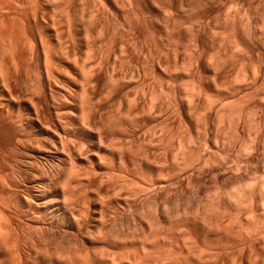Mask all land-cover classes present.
I'll return each mask as SVG.
<instances>
[{
  "label": "bare ground",
  "instance_id": "1",
  "mask_svg": "<svg viewBox=\"0 0 264 264\" xmlns=\"http://www.w3.org/2000/svg\"><path fill=\"white\" fill-rule=\"evenodd\" d=\"M49 1L0 0V132L6 139L0 156V264H264L261 227L242 215L246 204L249 211L264 209L262 174L254 184L255 176L239 182L236 200L196 198L184 205L186 184L201 185L212 157L197 149V158L193 131L191 136L186 131L192 140L183 134L186 119L194 126L192 114L206 91L204 83L193 84L203 58L200 39L191 44L195 54L189 57L196 72L191 73V65L187 71L192 75L185 68L181 72L192 80L187 102L179 88L171 90L169 104L157 91L171 77L165 42L181 19L183 1L87 0L86 5L97 7L99 19L83 5L90 14L85 22L76 0H63L60 6L54 1L63 8V23L59 21L65 30L53 13L47 14ZM167 8L172 18L165 14ZM113 15H121L116 24ZM110 16L115 18L111 23L120 25L113 26L118 34L108 33ZM96 26L100 30L94 32ZM112 60L119 71H109ZM130 64L135 67L127 73ZM154 122L163 132L158 143L148 130ZM251 144L245 151H252ZM109 242L116 251L106 249V254L103 246Z\"/></svg>",
  "mask_w": 264,
  "mask_h": 264
},
{
  "label": "rangeland",
  "instance_id": "2",
  "mask_svg": "<svg viewBox=\"0 0 264 264\" xmlns=\"http://www.w3.org/2000/svg\"><path fill=\"white\" fill-rule=\"evenodd\" d=\"M49 1V0H48ZM52 1V0H50ZM49 1V2H50ZM57 1V4L59 6L62 5V1L63 0H53L52 2H50L52 7H48V13L49 14L51 12V14L49 15H53L56 19V21L58 20V22L62 21V15L63 12L60 13V11L62 9L58 6H56L55 2ZM61 1V2H59ZM183 1V2H182ZM192 1V3H191ZM181 0V8H183V10L181 9V19H179L178 25L176 27V29L173 30H168L169 33L167 34V38L168 39L170 36V39H168L165 42V49L167 48V50H165L166 53V58H167V64L166 66H168L167 69V73H169V75L171 77L166 78L165 80V84H163L161 87H159V89H157L160 97L163 98V102H165L166 104H169V102L171 101V98L173 97V94L171 92V90L174 88H179L181 90L182 93V98L185 101V97L186 100L188 99L186 96V93H189V89L190 86L192 85V80L191 78L189 79V81L191 82V84L189 83V81L187 80L186 77H188L189 74L191 73H195V64H193V62L191 61V59L189 57H191V55L195 54V49H194V42L196 41L195 38L200 39L199 41L203 44L201 46V49H199L198 51L200 52V57L203 56V58L200 59L201 62H199L200 64L198 65V70L196 72V82H194L193 84H197L198 85H203L205 87L202 88H206L205 92L202 94H200V98L198 100V110L195 114H192V119L194 121V126L192 127L191 125H188L187 123V119L185 120L186 123H184L183 126V130H185L183 132L184 137L187 138V136H191V138H194L192 141L194 142L196 145H194L192 142L191 145L193 144V146H196L197 148H194V152L195 150H199L200 149L202 151H200L202 154L201 155H205L209 161L211 162L209 165V169L205 170L206 171V175L205 177H202V183L200 182L201 185H199V182L193 183L192 186H194L195 188V184H197L196 186V191L194 192V188L190 187L191 185H187L185 186L184 191L185 195L183 193V201H184V205L186 206V204L191 203L193 204V200L194 202L196 201V198L199 199V201H206L209 198V201L211 202H215V200H217L216 198H222L224 199L225 197H228L229 199L234 198L235 195L238 196L236 194V192L238 193L239 188L237 187V185L240 183H243L245 180V182H250V180L254 177V180L251 181L250 183L256 182L261 180L260 174H262L261 176L263 177L262 180L264 182V167L262 166V164H264V0ZM197 1V3H196ZM200 1L201 4H200ZM215 1V2H214ZM74 2H77L76 4L80 5L78 8L81 11H79L78 14L84 16L83 14L85 13L86 17H79L83 18L82 20H84L83 22H85V20L88 18V16L93 13L94 15L97 14V18L96 16H94L96 19H99L98 17V13H97V7L94 8V6L91 5H86L89 4L87 2V0H76ZM171 2V0H170ZM191 3V4H190ZM82 4V5H81ZM183 4V7H182ZM195 4V6H193ZM200 4V5H199ZM203 4V5H202ZM206 4V5H205ZM85 6V10L90 11V14H88L85 10L83 12L82 7L81 6ZM200 8H196L199 7ZM54 6V7H53ZM56 6V7H55ZM193 8H192V7ZM203 6V7H202ZM88 7H91L88 10ZM205 7V8H204ZM50 8L53 9L52 11H50ZM169 8V7H168ZM165 9V14L167 15V17H171L170 15L173 16V13L171 12V9ZM186 8V9H184ZM191 8V9H190ZM196 8V10H195ZM84 9V8H83ZM95 9V10H93ZM46 10V12H47ZM169 10V11H168ZM186 10V11H185ZM188 10V11H187ZM59 13H58V12ZM63 11V10H62ZM94 11V12H93ZM99 11V10H98ZM200 11V12H199ZM203 11V12H202ZM257 11V12H256ZM83 12V13H82ZM171 12V14H170ZM192 12V13H190ZM53 13V14H52ZM57 13V15H56ZM88 15H87V14ZM196 13V14H195ZM169 14V15H168ZM186 14V15H185ZM192 14V15H191ZM61 15L60 17H57ZM194 15V16H193ZM199 15V16H197ZM92 16V14L90 15ZM89 16V18H90ZM116 16V20L114 17ZM108 17L107 19L109 20V22H107L109 25L106 26L110 27L108 28V33L112 34L114 30H118V28L114 25V23L116 24L118 21H120L121 19V15H113ZM120 16V17H119ZM187 16V17H186ZM168 17V18H169ZM183 17V18H182ZM190 17V18H189ZM236 17V18H235ZM61 18V19H60ZM86 18V19H85ZM88 18V19H89ZM119 18V19H118ZM172 18V17H171ZM185 18V21H184ZM226 18V19H225ZM229 18V19H228ZM60 19V21H59ZM87 19V20H88ZM111 19V20H110ZM115 20L116 22H114L113 20ZM249 19V20H248ZM81 20V19H80ZM81 20V21H82ZM118 20V21H117ZM188 20V21H187ZM251 20V21H250ZM114 22V23H111ZM181 21L183 23H181ZM193 21H197L195 23H193ZM203 21V22H202ZM246 21V22H245ZM188 22V23H186ZM192 22V23H191ZM61 22L59 24L58 27L60 29H64L65 30V24H62ZM228 23V24H226ZM249 23V24H248ZM113 24V25H112ZM195 26H194V25ZM198 24V25H197ZM246 24V25H245ZM253 24V25H251ZM181 25V26H180ZM190 25V27H189ZM193 25V26H192ZM243 25V26H242ZM61 26V27H60ZM114 26V27H113ZM207 26V27H206ZM250 30H249V27ZM64 27V28H62ZM120 28V25L117 26ZM192 27L194 29H192ZM86 28V27H84ZM82 28V29H84ZM100 30L99 26H96V28L94 27L93 29H95L94 32H97L96 30L98 29ZM111 28V29H110ZM189 28V30H188ZM191 28V29H190ZM252 28V29H251ZM256 28V29H255ZM98 30V31H99ZM112 33H111V31ZM114 31V33L118 34L119 32ZM196 30V31H195ZM205 30V31H204ZM119 31V30H118ZM194 31L196 32L195 34ZM199 31V32H198ZM246 31V32H245ZM257 33H256V32ZM190 32V33H188ZM193 32V33H192ZM176 33V34H174ZM192 33V35L194 36V38L190 36V34ZM173 34V35H172ZM189 34V36H188ZM250 34V35H249ZM63 35H66L63 34ZM196 35V36H195ZM199 36V37H197ZM254 36V37H253ZM181 37V38H180ZM190 37V38H189ZM238 37V40H237ZM175 38V39H174ZM236 38V39H235ZM257 38V39H256ZM189 39V40H188ZM193 39V40H192ZM242 41H241V40ZM202 40V41H201ZM245 40V41H244ZM192 41V42H191ZM194 41V42H193ZM244 41V42H243ZM172 42V43H171ZM240 43V44H239ZM242 43V45H241ZM244 43V44H243ZM248 43V44H247ZM180 44V45H179ZM194 44V46L192 45ZM239 44V45H238ZM254 44V45H253ZM185 45V46H184ZM227 45V46H226ZM254 46V47H253ZM203 47V48H202ZM232 47V48H231ZM237 47H243V49L241 50L240 48ZM245 47V48H244ZM196 48V47H195ZM247 48V49H246ZM194 49V50H193ZM193 50V51H192ZM219 50V51H218ZM232 50V51H231ZM240 50V51H239ZM192 51V52H191ZM204 51V52H203ZM218 51V52H217ZM246 51V52H245ZM194 52V53H193ZM203 53V54H202ZM168 54V55H167ZM190 54V55H189ZM245 54V55H244ZM192 55V57H193ZM202 55V56H201ZM205 55V56H204ZM229 55V56H228ZM236 55V56H235ZM169 56V57H168ZM244 56V57H243ZM175 57V58H174ZM177 57V58H176ZM242 57V58H241ZM170 58V59H169ZM177 59V60H176ZM185 59V64L183 63ZM190 59V60H189ZM177 63H176V61ZM214 60V61H213ZM259 60V61H258ZM174 61V62H173ZM113 60L111 61L112 64V69L111 66H109V71L112 72V70H114L115 72L119 71L115 69L117 68L116 65H118L117 63L114 64L112 63ZM171 62V64L169 63ZM189 62V64L187 63ZM192 62V64H190ZM205 62V63H204ZM209 63V64H208ZM213 63V65H212ZM231 63V64H230ZM109 63V65H111ZM176 64V66H175ZM183 64V65H181ZM215 64V65H214ZM218 64V65H217ZM172 65V66H170ZM178 65V66H177ZM191 65V67L193 66V68H191L192 70H190L189 66ZM209 65V66H208ZM221 65V66H220ZM247 65V66H246ZM253 65V66H252ZM119 66V65H118ZM132 66V68L134 69L135 65L130 64L129 66V70L126 67V72L130 73L132 71V68H130ZM134 66V67H133ZM185 66V67H184ZM244 66V67H243ZM258 66V67H257ZM261 66V67H260ZM176 67V68H175ZM179 67V68H178ZM114 68V69H113ZM184 68L189 71H192L191 73H189V71H187V76H186V71L183 72L181 74L182 71H184ZM259 68V69H257ZM111 69V70H110ZM123 70H125V68H122ZM120 69V71L122 70ZM131 69V71H130ZM252 69V70H251ZM117 70V71H116ZM202 70V72H200ZM221 70V72H220ZM245 70V71H244ZM246 70H248L246 72ZM177 71V72H176ZM180 73H179V72ZM239 71V72H238ZM254 71V73H253ZM256 71V72H255ZM215 72V73H214ZM238 72V73H237ZM241 72V73H240ZM248 74L250 76H248V78L246 79L244 76H242V74ZM249 72V73H248ZM178 73V74H176ZM217 73V75H216ZM213 74V75H212ZM215 74V75H214ZM255 74V75H254ZM182 75V76H181ZM192 75V74H191ZM190 75V76H191ZM212 77H211V76ZM229 75V76H228ZM240 75V76H239ZM258 77H257V76ZM181 76V77H180ZM200 76V78H199ZM218 76V77H217ZM227 76V77H226ZM255 78H254V77ZM177 77V78H176ZM179 77V78H178ZM243 77V78H242ZM251 77V78H250ZM171 78V79H170ZM189 78V77H188ZM200 79L199 81H202L201 84L197 79ZM215 78V79H214ZM217 78V79H216ZM242 79V80H241ZM245 79V81H244ZM256 79V80H255ZM256 82H255V81ZM258 80V81H257ZM198 81V82H197ZM208 81V82H207ZM214 81V82H213ZM216 81V82H215ZM234 81V82H233ZM251 81V82H250ZM238 82V83H237ZM250 82V83H248ZM187 83V84H186ZM208 83V84H207ZM213 83V84H212ZM223 83V84H222ZM243 83V84H242ZM254 83V84H253ZM170 84V85H169ZM218 84V85H216ZM250 84V85H249ZM253 84V85H252ZM188 85H190L188 87ZM202 85V86H203ZM243 85V86H242ZM248 85V87L246 88V86ZM230 86V87H229ZM242 86V87H241ZM192 87V86H191ZM250 87V89H249ZM260 87V88H259ZM262 87V88H261ZM30 88V87H25V89ZM165 88V89H164ZM184 88V90H183ZM186 88V90H185ZM242 88V90L240 89ZM246 90H245V89ZM254 88V89H253ZM164 91H163V90ZM168 89V90H167ZM208 89V90H207ZM29 90V89H27ZM173 89V93H174ZM240 90V91H239ZM185 91V93H184ZM187 91V92H186ZM204 91V90H203ZM162 92V93H160ZM166 93V94H165ZM231 93V94H230ZM235 93V94H234ZM240 93V94H239ZM252 93V94H251ZM162 94V95H161ZM172 94V95H171ZM205 94V96H204ZM209 94V95H208ZM238 94V95H237ZM234 95V96H233ZM244 95V96H243ZM251 95V96H250ZM209 96V97H208ZM231 98H229V97ZM234 98H233V97ZM171 97V98H170ZM248 97V98H247ZM166 98V99H165ZM202 98V99H201ZM205 98V100H204ZM209 98V99H208ZM226 98V99H225ZM235 99V100H234ZM237 99V100H236ZM204 100V101H203ZM241 102H240V101ZM247 100V101H246ZM168 101V102H167ZM201 101V102H199ZM187 102V101H185ZM206 102H208L206 104ZM216 102V103H215ZM235 103V104H234ZM203 104V105H202ZM210 104V105H209ZM212 104V105H211ZM215 104V105H214ZM217 104V105H216ZM234 104V105H233ZM240 104V105H239ZM244 104V105H243ZM207 105V106H206ZM211 109H209L210 107ZM215 106V107H214ZM206 107V108H205ZM209 107V108H208ZM224 107V108H223ZM238 107V108H237ZM234 108V109H233ZM203 109H207V111H203ZM222 109V110H221ZM169 110V108L167 109V111ZM232 110V111H231ZM200 111V112H199ZM202 111V112H201ZM210 111V112H209ZM227 113H226V112ZM236 111V112H235ZM242 111V113L240 112ZM258 112V113H257ZM205 113V114H204ZM240 113V114H239ZM253 113V114H252ZM256 113V114H255ZM170 114V115H169ZM237 114L239 116L242 115L241 119L239 120V118L237 117ZM168 118H170L167 121V130H170L169 127H172L171 124L172 123V114L169 112H167ZM194 115V116H193ZM207 115V116H206ZM172 118H171V117ZM200 116V117H199ZM203 118H202V117ZM236 117V118H235ZM196 118V119H195ZM199 118V119H198ZM219 118V119H217ZM235 118V119H234ZM203 119V120H202ZM207 119V120H206ZM238 119V120H237ZM206 120V121H205ZM245 120V121H244ZM204 121V122H203ZM235 121V122H234ZM240 121V122H239ZM174 122V121H173ZM205 122L207 124H205ZM214 122V123H213ZM229 122V123H228ZM234 122V123H233ZM198 123H199V128H198ZM218 123V124H217ZM224 123V124H222ZM232 123V124H230ZM255 123V124H254ZM209 124V126H208ZM220 124V125H219ZM175 124H173L174 126ZM188 125V126H186ZM231 125V126H230ZM238 127H236V126ZM155 126V127H154ZM191 126V129H190ZM207 126V127H206ZM235 126V127H234ZM159 126L156 125V122H154V124H151V128H149V133L151 132V136L154 138L155 142H157L160 137H162L163 132H162V128L161 126L158 128ZM190 131H189V129ZM227 127V128H226ZM154 128V129H153ZM158 128V130L156 129ZM174 130V127H172ZM172 128L170 131H168L169 135H172ZM187 128V129H186ZM230 128V129H229ZM206 129V130H204ZM255 129V131H254ZM257 129V130H256ZM188 130L189 134L187 135L188 132H186ZM191 130L193 131V133L191 132ZM195 130V131H194ZM208 130V131H207ZM175 131V130H174ZM173 131V133H174ZM162 132V133H161ZM192 134H191V133ZM199 132V133H198ZM207 132V133H206ZM233 132V133H232ZM156 133V134H155ZM161 133V134H160ZM171 133V134H170ZM222 133V134H221ZM227 133V134H226ZM258 133V134H257ZM263 133V134H262ZM155 134V135H154ZM235 134V135H234ZM238 134V135H236ZM150 135V134H149ZM154 135V136H153ZM160 135V136H159ZM4 135L0 132V143L2 142V140H6L5 137H3ZM159 136V137H158ZM189 136V138H190ZM196 136V137H195ZM224 136V138H223ZM218 137V138H216ZM3 138V139H2ZM159 138V139H158ZM188 138V140H189ZM190 138V139H191ZM196 139V140H195ZM199 139V140H198ZM208 139V140H207ZM255 139V140H253ZM187 140V139H185ZM192 140V139H191ZM218 144H217V141ZM225 140V141H224ZM230 140V141H229ZM254 141V144H253ZM6 144V141H4ZM4 142H2L1 144L3 145L0 148V156H2L5 152V146ZM188 142V141H186ZM201 142V143H200ZM158 143V142H157ZM155 143V145L157 144ZM203 143V144H202ZM252 143V144H251ZM198 144V145H197ZM216 144V145H215ZM251 144L253 145L252 147L249 145V148H252V151H245L247 149V145ZM256 144V145H255ZM201 145V146H199ZM218 145V146H217ZM226 145V146H225ZM255 146V147H254ZM201 147V148H200ZM259 147V148H258ZM4 148V149H3ZM246 148V149H245ZM204 149V150H203ZM206 149V151H205ZM3 150V151H2ZM197 150V151H198ZM196 151V152H197ZM205 151V153L203 154V152ZM209 151V154L208 152ZM221 151V152H220ZM195 152V153H196ZM214 152V153H213ZM241 152V153H240ZM243 152V153H242ZM247 152V153H246ZM194 153V154H195ZM219 153V154H218ZM246 153V154H245ZM197 154V153H196ZM195 156L200 157V153L198 152V154ZM211 155V156H210ZM239 157V158H237ZM252 159H251V158ZM215 158V159H214ZM221 158V159H220ZM224 159V160H223ZM244 159V160H243ZM251 159V160H250ZM215 160V161H214ZM213 161V162H212ZM260 161V162H259ZM214 163V164H213ZM220 163V164H219ZM223 163V164H222ZM250 163V164H249ZM216 164V165H215ZM234 164V165H233ZM240 166H239V165ZM215 165V168L213 166ZM231 165V166H230ZM259 165V166H258ZM236 166L238 168H236ZM242 166V167H241ZM221 170H219V168ZM247 167V168H246ZM261 167L263 169H261ZM230 168V171H229ZM233 168V169H232ZM234 168H236L237 170H235ZM206 169V168H204ZM203 169V170H204ZM214 169V170H213ZM244 169V170H243ZM216 170V171H215ZM227 172H225V171ZM243 170V171H242ZM247 170V171H246ZM261 170V171H260ZM238 171V172H237ZM242 171V172H241ZM218 172V174H217ZM223 172V174H222ZM240 172V173H239ZM244 172V173H243ZM210 173V174H209ZM225 173V174H224ZM233 173V175H232ZM238 173V174H237ZM236 174V175H235ZM247 176H246V175ZM251 174V175H250ZM212 175V176H211ZM216 175V176H215ZM240 175V176H239ZM242 176V177H241ZM251 176V177H250ZM259 176V177H258ZM213 177V178H212ZM218 179H217V178ZM257 177V178H256ZM208 178V179H207ZM211 178V180H210ZM239 178V179H238ZM241 178V179H240ZM250 178V179H249ZM260 178V179H259ZM256 179V180H255ZM243 180V181H242ZM261 180V181H262ZM210 181V183H209ZM212 181V183H211ZM242 181V182H241ZM207 182V183H206ZM236 182V183H235ZM218 184V185H217ZM234 184V185H233ZM199 185V186H198ZM205 185L207 187H205ZM240 185V184H239ZM238 185V186H239ZM189 186L190 188H192L190 190V188L188 189ZM218 186V187H216ZM243 186V185H241ZM199 187V189H198ZM204 187V188H203ZM222 187V188H221ZM234 187V188H233ZM187 188V190H186ZM221 191H220V189ZM237 188V189H235ZM217 189V190H216ZM219 189V190H218ZM232 189V191L230 190ZM235 189V190H234ZM189 190V193H188ZM199 190V192L197 191ZM206 190V191H205ZM228 190V191H227ZM230 190V191H229ZM213 191H217L213 193ZM235 191V192H234ZM195 194H192V193ZM221 192V193H220ZM224 192V193H223ZM230 192V193H229ZM198 193V194H197ZM228 193V194H227ZM234 193V194H233ZM255 193V192H254ZM213 194V195H212ZM218 194V195H217ZM231 194L233 196H231ZM192 195V196H191ZM220 195V196H219ZM224 195V196H223ZM257 193H255V197H256ZM191 198V200H189V197ZM195 196V197H194ZM231 196V197H230ZM253 196V194H252ZM259 196H261L258 193V198ZM186 197H188L186 199ZM224 197V198H223ZM249 197H251L249 195ZM254 197V196H253ZM252 198L255 201L257 200L256 198ZM205 198V199H204ZM214 198V199H213ZM213 199L214 201L210 200ZM227 199V198H226ZM238 199V197H235V200ZM251 199V198H250ZM251 199V200H252ZM186 200L190 201V202H186ZM228 200V199H227ZM234 200V199H233ZM197 202V201H196ZM187 204V205H188ZM245 205V204H244ZM250 206V207H249ZM246 207L251 208V205L249 204ZM248 208L245 210L246 212H243L244 214L243 217L245 218V222L248 221H253L255 222L256 220L258 221L257 226H260L261 228H259L258 233H260V236L264 237V209H258L257 206L256 209L255 206H253L252 210H256L255 214L251 213V215L249 214L250 211H252L250 209V211L248 210ZM262 208V207H261ZM242 217V218H243ZM252 218V219H251ZM261 218V219H260ZM247 219V220H246ZM260 221H259V220ZM250 221V222H251ZM256 221V222H257ZM260 222V223H259ZM257 224V223H254ZM257 226L255 228H257ZM138 229L135 231V235H137L139 237V234H141L140 230L138 231L139 233H137ZM141 236V235H140ZM111 237V236H110ZM113 239L114 236L112 235ZM111 237V238H112ZM263 237H261V242H264ZM109 238V239H111ZM168 239V238H167ZM263 240V241H262ZM109 241V240H108ZM111 241V240H110ZM115 243V241H114ZM113 242H109L106 245H104V253H106V251L109 250L111 252H113L112 249H115V245ZM115 248H112L110 245ZM117 245V244H116ZM264 245V244H263ZM262 245V246H263ZM109 247V248H108ZM137 247V246H136ZM264 248V247H263ZM107 249V250H106ZM116 251V249L114 250ZM110 252V253H111ZM108 254V253H106Z\"/></svg>",
  "mask_w": 264,
  "mask_h": 264
}]
</instances>
